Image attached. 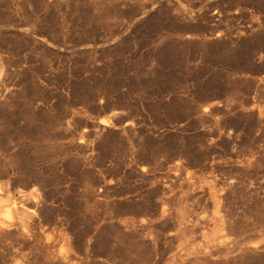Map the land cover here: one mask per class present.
<instances>
[{
    "label": "rangeland",
    "instance_id": "374dc122",
    "mask_svg": "<svg viewBox=\"0 0 264 264\" xmlns=\"http://www.w3.org/2000/svg\"><path fill=\"white\" fill-rule=\"evenodd\" d=\"M0 188V264H264V0H0Z\"/></svg>",
    "mask_w": 264,
    "mask_h": 264
},
{
    "label": "bare ground",
    "instance_id": "6f19581e",
    "mask_svg": "<svg viewBox=\"0 0 264 264\" xmlns=\"http://www.w3.org/2000/svg\"><path fill=\"white\" fill-rule=\"evenodd\" d=\"M100 124L101 125H104L106 126L107 125V120L103 119L100 121ZM1 188H0V192H1ZM0 202H1V199H0ZM12 205V204H11ZM37 204L35 203V206ZM12 209H15V205H13V207H10L9 205H6V206H1L0 208V215L5 213V217L8 219L10 218V213L12 211ZM0 226H6V222H4L3 220H0ZM256 247V246H255Z\"/></svg>",
    "mask_w": 264,
    "mask_h": 264
}]
</instances>
